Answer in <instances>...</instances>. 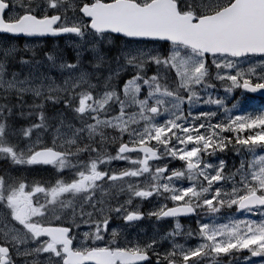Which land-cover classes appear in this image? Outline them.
I'll return each mask as SVG.
<instances>
[{"label":"snow or ice","instance_id":"1","mask_svg":"<svg viewBox=\"0 0 264 264\" xmlns=\"http://www.w3.org/2000/svg\"><path fill=\"white\" fill-rule=\"evenodd\" d=\"M61 35L74 59L16 42ZM0 36V264H264V112L227 103L264 93V0H0ZM48 165L54 182L11 175ZM145 215L176 223L133 235Z\"/></svg>","mask_w":264,"mask_h":264},{"label":"flooded vegetation","instance_id":"2","mask_svg":"<svg viewBox=\"0 0 264 264\" xmlns=\"http://www.w3.org/2000/svg\"><path fill=\"white\" fill-rule=\"evenodd\" d=\"M22 40V38H19V41ZM28 40V39H27ZM36 40V39H33ZM43 42H45V45H47L49 42H52L53 48L59 46L60 48H62L66 54H68L70 57L69 59H74L72 54V48H71V42L73 40V37L71 35H61L58 37H51L48 38V41H45L46 39H42ZM45 45L42 47V49L46 50ZM51 48V49H53ZM106 131H110V130H106ZM107 135V134H106ZM99 140V138H97ZM109 141V143H107L108 148H105V146L101 147V151L102 152H108L111 155L115 156L116 154V147H118V143L113 144ZM81 160L83 161H87L89 159V156L86 154H83L80 157ZM75 163V161H73ZM176 165V166H175ZM171 166H175V168H179L182 166V163L179 161H173ZM128 167L127 162L125 161H113L110 164L104 165L102 166L101 170H105V169H115V170H121ZM8 168V165L0 160V171H2L3 169ZM11 175L13 176H23V177H27L29 181L34 180V179H42L45 181L48 180H52L54 182V180L56 178H59L57 176V172L56 169L53 168L51 165L48 166H33L30 169H25V168H20V169H12L11 170ZM72 173L69 172L68 170H65L63 173V178L64 179H69L71 177ZM150 180V177H145L144 180L142 181L143 183H147ZM131 182L136 183V180H132ZM187 183V182H185ZM126 186V185H125ZM107 185H105V188L107 189ZM113 194L115 195V190H113ZM41 195V199L43 198L42 194ZM119 202L121 204H123L127 199H128V194L127 193H120L119 194ZM158 199V198H157ZM155 197L150 198L148 200H141L138 198H134L133 200V205L135 208H138L139 210L143 211L145 214L155 210V203H154ZM115 204V201L113 202ZM168 206H172V204H168ZM179 220V223L183 226V229L185 232H187L189 229H195L197 227L196 225V217H185V216H181L177 218ZM176 223L175 219L172 218H168L160 223H157L155 221L154 218H149L147 217V215H145V218L143 221L139 222L136 229L133 231V235L136 232H143L146 233L147 235L149 234V232L151 231H158L160 234L162 232H168L173 226V224ZM87 226L86 225H82L80 231H87ZM183 240L186 241V237H183ZM189 243H192V241H190ZM32 247H35V245L33 244ZM13 255H15V253H13ZM248 255V254H245ZM242 259V257H241ZM154 262V261H153ZM18 264H24V260L21 259L19 260ZM28 264H31V260H29ZM224 264H227V262L225 261Z\"/></svg>","mask_w":264,"mask_h":264},{"label":"rangeland","instance_id":"3","mask_svg":"<svg viewBox=\"0 0 264 264\" xmlns=\"http://www.w3.org/2000/svg\"><path fill=\"white\" fill-rule=\"evenodd\" d=\"M3 38H5V37H3V36H0V39H3ZM21 47H23V45H25V44H28V45H30V46H35V47H37L38 49L39 48H42L44 45H45V42H43V40H40V39H36V40H33V39H28V40H26V39H24V40H22V41H16ZM71 43L73 42V40L72 41H70ZM45 48H46V50H44V51H48V50H50L51 48H53V45H52V42H49L47 45H45ZM62 49V48H61ZM67 56H68V58L70 57L68 54H67ZM72 56H73V58H74V55L72 54ZM252 63H258V61L257 60H254V61H252ZM130 75H131V73L129 72V75H128V78H130ZM151 75V74H150ZM127 78V79H128ZM123 80H126V78L125 79H123ZM216 86L218 87H216L217 88V92H214V93H212V96H213V98H216L217 96H219V97H224L225 96V92H224V86L223 85H221V84H219V85H217L216 84ZM218 91H220V93L218 92ZM228 97H229V99H228V101H227V103H228V107H231V103H233V102H235V100H233L232 99V97H235V99L237 98V100H239V99H242V97H243V93L241 92V89H234L233 90V92L232 93H230V94H228ZM30 99V98H29ZM248 99H249V101L251 102V103H253V104H256L259 108H260V111L261 112H264V99H259V98H256L255 96H249L248 97ZM117 108H118V106H117ZM201 110H205V111H217V109L215 108V106H203L202 107V109ZM49 111H51V106L49 105ZM233 115H240V114H238L236 111H234L233 113H232ZM124 139L125 140H127L128 139V137H127V135H125V137H124ZM112 146H113V144H112ZM109 147V145L108 146H105V148H108ZM117 148V147H116ZM165 162H167V161H165ZM231 162V161H230ZM238 162H239V160H238ZM176 166V165H175ZM175 166H172V167H175ZM157 198L155 197V200H154V203H155V207L157 208L158 206H159V204L157 203ZM164 201L163 200H160L159 201V203H163ZM225 213L227 214V210H225ZM238 218H243V217H238ZM252 218H256V219H258L259 217H252ZM220 222H224L223 220H221ZM175 225V223L172 225V226H174ZM171 230V229H170ZM169 230V231H170ZM154 232H156V231H151V232H149V234L147 235V236H151ZM164 233H166V232H162L161 233V235H163ZM133 234V233H132ZM135 235V234H134ZM190 241H192V243H189ZM177 243H185V241L183 240V238L182 237H178L177 238V241H176ZM198 241H196V240H188L187 241V244L189 245V246H195L196 245V243H197ZM163 243V247L161 248V251H163L164 249H166V248H168V247H170V244H169V242L168 241H163L162 242ZM245 254H247V253H245ZM253 259V261H254V264H261V260H260V258H252ZM153 264H154V262H153ZM205 264H208V263H206L205 262Z\"/></svg>","mask_w":264,"mask_h":264},{"label":"trees","instance_id":"4","mask_svg":"<svg viewBox=\"0 0 264 264\" xmlns=\"http://www.w3.org/2000/svg\"><path fill=\"white\" fill-rule=\"evenodd\" d=\"M148 74L150 75V74H152V72L149 71ZM128 75H129V73H128V74H124V75L121 77V80H123V79H125V78L127 79V78H128ZM250 113H252V114L254 115V112L250 111Z\"/></svg>","mask_w":264,"mask_h":264},{"label":"water","instance_id":"5","mask_svg":"<svg viewBox=\"0 0 264 264\" xmlns=\"http://www.w3.org/2000/svg\"><path fill=\"white\" fill-rule=\"evenodd\" d=\"M255 94H257V95H260V96H263V97H264V93H261V92H256Z\"/></svg>","mask_w":264,"mask_h":264}]
</instances>
